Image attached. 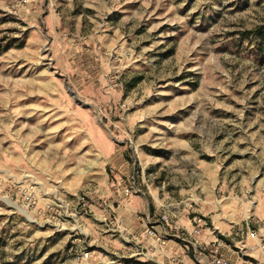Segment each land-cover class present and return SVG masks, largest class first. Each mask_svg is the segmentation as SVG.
<instances>
[{
	"label": "rangeland",
	"instance_id": "obj_1",
	"mask_svg": "<svg viewBox=\"0 0 264 264\" xmlns=\"http://www.w3.org/2000/svg\"><path fill=\"white\" fill-rule=\"evenodd\" d=\"M261 28L264 0H0V264H264Z\"/></svg>",
	"mask_w": 264,
	"mask_h": 264
},
{
	"label": "built area",
	"instance_id": "obj_2",
	"mask_svg": "<svg viewBox=\"0 0 264 264\" xmlns=\"http://www.w3.org/2000/svg\"><path fill=\"white\" fill-rule=\"evenodd\" d=\"M123 182V180H122ZM119 182V186H116V189H120V187L122 188V192L125 195H131L133 193L134 190V185H135V181L131 182L129 181V184L127 183H123ZM121 183V186H120ZM27 201L28 203H31L34 201L33 197L31 195L27 196ZM60 201L63 203V207L65 209H69L71 206L69 205L68 202H66L64 199H60ZM53 203L54 202H49L48 204V208H53ZM106 206H108V204L105 202L104 203ZM77 206H81L84 209H88L89 208V201L85 198V197H80L77 200ZM108 211V210H107ZM83 212H85L83 210ZM77 215L81 214L80 212H76ZM114 213H110L107 212L104 217V221H109V223L112 226H116L118 227L119 230V226H123V223L125 221V217L121 216V214H118L116 217H114L113 220H109V217H111ZM109 215V217H108ZM67 216H71V214H67ZM111 219V218H110ZM139 221H144L145 224V230H144V234L143 236H141V238H139V241H143V239H149L150 242L149 247H146V245L142 244L141 242H136V246L138 247V251L139 249H141L139 251V253H137L139 256H148L147 254L144 253L145 250H148V252H150L151 254H153L154 256L157 255V251L159 250V247L166 245V243L168 242L169 238H173L177 235L175 234H171L170 232L177 229L176 226L173 225V222L170 218V215L168 213H164L161 214L159 216V218H154L150 215H147L146 219L143 217H138ZM157 227H160V229H157ZM121 229H123V227H121ZM124 231L127 232V234H130L131 232H129L127 230V228L123 229ZM115 230H112V232H114ZM202 232V228L201 225L199 226H194L192 233L195 236H199ZM132 235V234H131ZM253 236L257 237L258 236V232L255 230L253 232ZM137 239L136 236H132L131 238H129L127 240V243H132L134 242V240ZM138 240V239H137ZM228 245L225 243V241L219 237H216L215 241L211 244V247H209V264H230L229 260L224 256L223 254V250L224 248H227ZM206 249H208V247L206 246ZM82 258L84 259H88L90 258V252L86 251L84 253H82L81 255ZM153 257V256H152ZM154 259V258H152ZM249 264H255L253 261H250Z\"/></svg>",
	"mask_w": 264,
	"mask_h": 264
},
{
	"label": "crops",
	"instance_id": "obj_3",
	"mask_svg": "<svg viewBox=\"0 0 264 264\" xmlns=\"http://www.w3.org/2000/svg\"><path fill=\"white\" fill-rule=\"evenodd\" d=\"M134 222H135V219H132V218H130L129 216L127 217V219H126V227H127V230L129 231V232H133L134 230H133V228H132V226H134ZM194 227V226H193ZM144 228H145V224H141V226H140V228H139V233H137V234H144ZM157 229H160V227H157ZM193 229V228H192ZM192 231V230H191ZM136 233V232H135ZM193 236V235H192ZM196 238H198V236H195ZM194 238V237H193ZM215 239H216V237L214 236V238H206L205 239V236L204 237H202L200 240H198L200 243H204V244H207L206 246L208 247V244H212L214 241H215ZM225 253V252H224ZM168 254H172V251L170 252V253H168ZM175 254V253H174ZM176 255V254H175ZM205 256V255H204ZM227 256V255H226ZM203 260H207V257H206V259L205 258H203Z\"/></svg>",
	"mask_w": 264,
	"mask_h": 264
},
{
	"label": "trees",
	"instance_id": "obj_4",
	"mask_svg": "<svg viewBox=\"0 0 264 264\" xmlns=\"http://www.w3.org/2000/svg\"><path fill=\"white\" fill-rule=\"evenodd\" d=\"M258 35L259 37H262V40L260 42V49L264 54V28L259 29Z\"/></svg>",
	"mask_w": 264,
	"mask_h": 264
}]
</instances>
